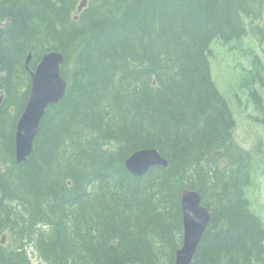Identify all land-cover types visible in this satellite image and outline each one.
<instances>
[{
    "label": "trees",
    "instance_id": "16d2710c",
    "mask_svg": "<svg viewBox=\"0 0 264 264\" xmlns=\"http://www.w3.org/2000/svg\"><path fill=\"white\" fill-rule=\"evenodd\" d=\"M81 3L0 0V264H33L31 251L42 264H174L184 190L211 215L191 264L264 263V223L245 197L251 153L209 62L213 43L264 36V0ZM50 51L66 92L17 164L25 61L34 70ZM149 148L168 166L133 176L125 160Z\"/></svg>",
    "mask_w": 264,
    "mask_h": 264
},
{
    "label": "water",
    "instance_id": "95a60500",
    "mask_svg": "<svg viewBox=\"0 0 264 264\" xmlns=\"http://www.w3.org/2000/svg\"><path fill=\"white\" fill-rule=\"evenodd\" d=\"M85 6L86 0H82L78 11ZM32 58V53L29 52L25 66L30 75V88L27 102L15 130L14 153L17 164L25 162L31 154L34 139L46 109L63 99L67 87L60 72L64 61L60 52L50 51L41 55L34 70L29 69ZM124 164L130 174L140 177L152 167H167L168 161L156 149L149 148L135 151L125 160ZM181 210L182 244L175 253L174 264H191L211 215L202 205L199 193L193 190L182 191Z\"/></svg>",
    "mask_w": 264,
    "mask_h": 264
},
{
    "label": "rangeland",
    "instance_id": "374dc122",
    "mask_svg": "<svg viewBox=\"0 0 264 264\" xmlns=\"http://www.w3.org/2000/svg\"><path fill=\"white\" fill-rule=\"evenodd\" d=\"M263 37L249 32L240 40L242 43L238 49L230 51L213 43L209 62L212 80L220 94L227 99L235 120V142L251 153L252 182L245 188V197L250 202V209L264 223V121L255 102L248 96L249 88L245 87L248 85L246 80L251 82L249 86L255 87L262 95L264 105ZM255 56L257 60L253 65ZM30 256L33 264H42L34 252L31 251Z\"/></svg>",
    "mask_w": 264,
    "mask_h": 264
},
{
    "label": "bare ground",
    "instance_id": "6f19581e",
    "mask_svg": "<svg viewBox=\"0 0 264 264\" xmlns=\"http://www.w3.org/2000/svg\"><path fill=\"white\" fill-rule=\"evenodd\" d=\"M32 153V152H31Z\"/></svg>",
    "mask_w": 264,
    "mask_h": 264
}]
</instances>
